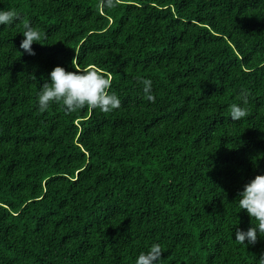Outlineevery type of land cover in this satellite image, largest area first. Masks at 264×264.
<instances>
[{"label":"trees","instance_id":"16d2710c","mask_svg":"<svg viewBox=\"0 0 264 264\" xmlns=\"http://www.w3.org/2000/svg\"><path fill=\"white\" fill-rule=\"evenodd\" d=\"M100 5L0 0L42 32L32 56L0 25V264H135L154 243L162 264H257L264 237L235 233L264 175V0ZM57 66L110 74L121 107L41 113Z\"/></svg>","mask_w":264,"mask_h":264},{"label":"clouds","instance_id":"9594fccd","mask_svg":"<svg viewBox=\"0 0 264 264\" xmlns=\"http://www.w3.org/2000/svg\"><path fill=\"white\" fill-rule=\"evenodd\" d=\"M120 0H101V7L114 8ZM19 22L18 27L23 29V40L20 48L28 55H35L32 45L42 38V32L38 27H33L27 19L21 17L14 10H0V25L11 26ZM21 55V53H20ZM50 83L45 82L37 97L38 108L41 113L48 110L53 103L63 106L69 114L75 113L85 107L99 109L103 113H110L121 107L119 97L111 92L110 74H105L95 66L86 67L80 71H66L57 66L50 73ZM145 99L154 103L155 96L152 94V81L142 79ZM241 104L233 103L229 107L232 121H240L248 116V94L241 92L237 97ZM238 207L246 211L255 224L247 231L237 229L235 242L243 245H255L258 236L264 237V175H257L244 186L243 191L238 193ZM247 241V244H245ZM163 249L160 244L154 243L149 250L141 252L136 258L135 264H162ZM257 264H264V254H261Z\"/></svg>","mask_w":264,"mask_h":264}]
</instances>
